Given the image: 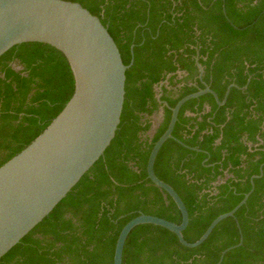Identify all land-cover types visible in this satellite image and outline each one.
Listing matches in <instances>:
<instances>
[{
    "label": "trees",
    "instance_id": "trees-1",
    "mask_svg": "<svg viewBox=\"0 0 264 264\" xmlns=\"http://www.w3.org/2000/svg\"><path fill=\"white\" fill-rule=\"evenodd\" d=\"M63 1L97 17L129 66L120 123L103 155L0 264H113L117 237L133 218L179 224L174 202L147 178L149 153L181 98L208 86L222 101L235 85L221 106L211 94L185 102L154 162L156 177L186 207L182 235L194 243L250 192L264 163V0ZM159 85L166 105L156 98ZM73 91L65 57L49 45L23 43L0 57V167L44 131ZM253 187L234 218L196 248L162 227L136 226L122 264H216L239 243V231L242 244L220 264H264V165Z\"/></svg>",
    "mask_w": 264,
    "mask_h": 264
},
{
    "label": "water",
    "instance_id": "water-1",
    "mask_svg": "<svg viewBox=\"0 0 264 264\" xmlns=\"http://www.w3.org/2000/svg\"><path fill=\"white\" fill-rule=\"evenodd\" d=\"M23 43H42L59 51L71 70L74 91L44 131L0 167V259L50 214L110 145L120 123L125 72L129 67L123 64L115 42L100 20L78 3L0 0V57ZM196 65L201 78L203 69L197 59ZM161 85L156 98L163 103ZM232 87L236 86L227 88L222 101L206 86L181 98L171 108L168 126L149 153L146 174L150 182L174 202L181 222L175 224L144 214L133 218L117 237L113 264H122L125 241L136 226L162 227L173 233L182 246L192 249L200 246L222 220L234 218L235 212L246 203L254 188L253 180L262 175L264 163L259 175L250 179V192L231 211L217 216L197 241L188 243L182 235L189 222L186 207L175 190L156 177L153 169L160 148L173 138L172 131L182 105L211 94L221 106ZM239 235V243L222 251L216 264L222 262L229 250L242 244L240 231Z\"/></svg>",
    "mask_w": 264,
    "mask_h": 264
},
{
    "label": "flooded vegetation",
    "instance_id": "flooded-vegetation-1",
    "mask_svg": "<svg viewBox=\"0 0 264 264\" xmlns=\"http://www.w3.org/2000/svg\"><path fill=\"white\" fill-rule=\"evenodd\" d=\"M202 77V76H201ZM200 78V77H199ZM158 87H160V85L158 86ZM158 87H156L155 89H154V91L157 93V95L159 94V92L157 91V89H158ZM162 91V90H161ZM157 95H156V97H157ZM160 115H161V113H160ZM156 117H155V121H156ZM155 127V126H154ZM150 135H152V133H150Z\"/></svg>",
    "mask_w": 264,
    "mask_h": 264
},
{
    "label": "rangeland",
    "instance_id": "rangeland-1",
    "mask_svg": "<svg viewBox=\"0 0 264 264\" xmlns=\"http://www.w3.org/2000/svg\"><path fill=\"white\" fill-rule=\"evenodd\" d=\"M159 117H160V113L158 114V116L156 117L157 119H156V124L155 125H157L158 124V121H159Z\"/></svg>",
    "mask_w": 264,
    "mask_h": 264
}]
</instances>
